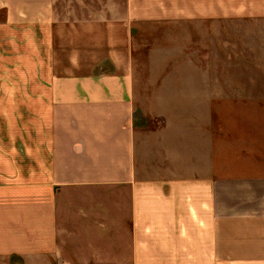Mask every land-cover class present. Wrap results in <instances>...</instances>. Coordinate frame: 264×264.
Segmentation results:
<instances>
[{"label":"crops","instance_id":"1","mask_svg":"<svg viewBox=\"0 0 264 264\" xmlns=\"http://www.w3.org/2000/svg\"><path fill=\"white\" fill-rule=\"evenodd\" d=\"M55 3L0 0V264H264V120L221 146L211 105L145 137L134 90L141 25L264 21V0H125L78 26Z\"/></svg>","mask_w":264,"mask_h":264},{"label":"rangeland","instance_id":"2","mask_svg":"<svg viewBox=\"0 0 264 264\" xmlns=\"http://www.w3.org/2000/svg\"><path fill=\"white\" fill-rule=\"evenodd\" d=\"M55 2L65 24L115 20L126 8L125 0ZM183 29L141 25L135 36V104L144 136L148 128L164 132L169 124L178 130L185 116L193 125L211 105L221 122V146L229 129L258 128L264 120V21L189 26L187 36Z\"/></svg>","mask_w":264,"mask_h":264}]
</instances>
